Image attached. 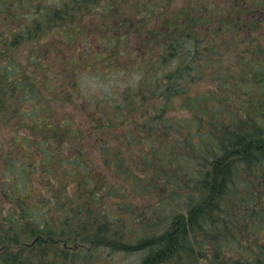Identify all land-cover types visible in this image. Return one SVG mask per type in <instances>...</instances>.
Returning a JSON list of instances; mask_svg holds the SVG:
<instances>
[{
  "label": "trees",
  "instance_id": "16d2710c",
  "mask_svg": "<svg viewBox=\"0 0 264 264\" xmlns=\"http://www.w3.org/2000/svg\"><path fill=\"white\" fill-rule=\"evenodd\" d=\"M117 1L63 0L45 5L44 0H0L1 8L6 7L9 14L3 16L0 11L3 16L0 25H5L0 33V251H11L14 246L18 250L19 245L20 249L32 246L36 257L32 263L27 261L29 264H84L96 257L94 252L55 248L56 244L63 242L65 246L80 239V243L109 250V254L144 251L140 264H264V62L243 72L238 84L250 95L258 83L263 96L259 103L252 105L251 101L239 106L241 103L229 102L228 95L220 90L214 95L194 94L191 85L207 72L200 68L201 62L211 63L210 68L220 66L224 60L209 54L217 51L212 45L213 38L209 37L213 30L219 31L212 26L213 19L191 17L187 13L189 24L184 27L196 24L199 27L189 32L179 28L180 16L174 20L167 18V36L159 41L158 57L154 58L152 44L143 42L140 35L135 36L138 43L134 47L125 30L119 29L114 35L107 30L104 20L110 15L118 17ZM236 1L242 7L245 0ZM246 2L256 10L255 3ZM24 10L32 12L33 17L27 19ZM94 13L104 17L98 19L99 35L88 36V23L96 27L91 23ZM118 22L125 26L127 19ZM210 25L213 30L205 34L204 29L209 30ZM232 25L227 23L225 28L236 30L241 38H222L225 47L218 50H228L226 41L231 39L233 44L245 42L247 51L248 44L243 38L246 27L239 18ZM142 29L148 35L146 24L136 34ZM262 39L254 37L250 43H262ZM140 44L147 46L142 48ZM88 47L97 51L89 52ZM235 67L218 72L233 73ZM94 68L98 72L104 69L105 74L123 72L132 75L133 80L129 83L126 79L121 87L115 84L109 91L103 90L105 94L97 92L102 90L99 86L87 89L91 91L88 98L73 94L79 91V86L77 79H72V72L81 74ZM214 76L220 82H228L227 75ZM147 85V93L141 95V87ZM95 94L105 98L104 101L90 104ZM145 101L150 102L151 113L140 108ZM75 108H81V112L98 109L92 125L101 123L104 129V125L118 129L111 131V138L121 134L129 143L139 138L138 133L148 141L158 137V145L150 146V158L141 151L142 168L151 171L155 180L180 190L179 194L174 190L178 201L171 198L182 213L171 211L164 215L160 203L151 210L148 205L138 210L124 188L94 192L89 178L91 164L80 158L82 149L75 148L77 151L70 159L58 155L61 148L71 146L74 138L80 137L79 144L84 140V132L78 134L76 127L71 126L84 117L76 116ZM174 109L175 117L168 115ZM183 110L192 116H181ZM85 118L86 121L79 122L80 127L88 125V116ZM211 120L215 124L209 130L206 123ZM102 128L100 133L106 134ZM92 131L87 135H93ZM2 132L6 133L3 137ZM102 153L112 159L113 173L120 175L116 177L129 185L133 193L142 195L148 191L141 184L145 170L137 173L132 163L128 164L118 153L113 156L106 146ZM36 163L42 169L35 186ZM67 164L71 167L62 169ZM57 175L79 180L76 182L79 191L85 184L81 204L73 203L66 196L68 192L59 189L56 195H43L52 193L47 186L52 185ZM150 181L147 184H152ZM107 197L115 201L113 209L105 211L102 220H93ZM112 213L117 221L129 220L115 223L108 217L104 219ZM160 219L167 225L162 226ZM127 229L132 238L125 234ZM14 255L7 253L0 257V264H8Z\"/></svg>",
  "mask_w": 264,
  "mask_h": 264
},
{
  "label": "rangeland",
  "instance_id": "374dc122",
  "mask_svg": "<svg viewBox=\"0 0 264 264\" xmlns=\"http://www.w3.org/2000/svg\"><path fill=\"white\" fill-rule=\"evenodd\" d=\"M44 1L45 2L43 3L45 5H53L63 0H44ZM249 1H251V3H255L256 10H253V8L250 7V4L247 3L246 0L242 1L243 2L242 7H240L239 4L235 3L237 2L236 0H119L117 1L120 6L119 8H117L119 20L116 19L118 17L115 18L114 16L110 15L108 18H106V20H104V24L106 25L107 30L109 29L113 35H114V32L125 30L127 37L130 39L129 43L132 44V46L134 47H136L138 43L136 40H134V38L136 35H140V38L143 42L149 41L148 43L152 44V47H153L152 51L154 52L152 53V57L156 58L158 57L156 52L160 46L159 41H161L162 38H166L167 36L166 34L167 33L166 32L167 18L173 17L172 20H174L177 16H180V19H179L180 27L179 28L183 30L185 29L186 31H189V32L193 30L197 31L199 30V27L197 24L184 27L185 25L189 24V20L186 19L187 13H190L189 16L191 17H196V15H201L202 19H213L214 25L212 26H215L216 29L219 31L215 32V30L211 28V25H210L209 30L204 29L205 34H208L210 30H213L211 34L209 35V37L213 38L212 45L216 47L215 49L217 51H213L209 54L212 56L217 55L219 59L224 58V60L223 61L220 60L221 61L220 66H211L210 68L208 66L211 63H205L204 61L201 62L200 68L207 70V72L202 76L201 80L191 85L193 93L194 94H197V93L204 94L206 92H209L210 94L214 95L220 90V91H224V93L228 95L229 102L231 103L236 104L239 102L241 103V105L239 104L237 105L242 106V105L249 104L248 102L252 101V105H253L254 103H256V101L258 102L262 96L260 95L258 91V87H257L258 83L255 85L256 87L255 90H253L250 93V95L245 93L248 90H243L242 88H240L241 85L239 87L238 84L241 82L240 79L243 78L241 77L243 72H245L248 69L251 70V68L254 65L264 62V0H249ZM235 4L237 5L238 8L235 6ZM244 4L246 5L245 6L246 9L242 11L245 8ZM0 11H2L5 14L3 16L9 15L8 11L6 10V7L1 8V5H0ZM24 14L28 17L27 19L33 17L32 12L27 13V11L24 10ZM93 15L94 17L91 18L92 19L91 23L96 24V27L94 28L93 27L94 25H91L90 23H88L89 25L88 36L97 35V34L99 35V33L97 32V29L99 26L98 19L103 20V17H104L102 16L101 13H94ZM3 16L0 14V22L3 21ZM247 17L249 18L248 20L249 22L246 20ZM123 18H126L127 24H130V25H127L125 23V26H120L118 21L122 20ZM237 18H239L240 22H243V26L246 27L247 29V33H245L243 36V38H245L248 44L247 51L244 48L245 42H243L242 44L241 42H235L233 44V40H231L233 39V37L241 38L240 35H237L236 30L229 31V29L225 28L227 23H230L231 25L233 24L234 21L236 23ZM108 19L110 20L108 21ZM258 20L260 21L259 23L257 22ZM254 21L257 23L256 25H254L253 23ZM144 24L148 26V35L145 33L143 29L138 34H136L137 29L140 28ZM251 24H253L255 27H252ZM4 26L3 24L0 25V33L4 31L5 29ZM115 26L116 28H118V31L116 30ZM164 34H165V37H162V35ZM200 35L202 36V32L200 33ZM143 36H145V38H143ZM254 37L263 38L261 40L262 43L260 42L250 43ZM222 38H231L226 41V46L228 47V50L226 51L218 50L219 47L221 49L225 47V44H223V41L221 40ZM77 41H80V38L77 37ZM237 43H240V46ZM90 46H93L92 43H90ZM140 46L142 48H146L147 45L140 44ZM209 46L211 47L210 44ZM88 48H89L88 49L89 52H91L92 49H94V52L97 51L95 48H92V47H88ZM137 49L138 48H134V50H137ZM80 50L82 51V48ZM80 50L78 49L77 51L80 52ZM218 51L220 52L221 56L218 54ZM137 54L138 56H141L140 53H137ZM148 54H151V53H148ZM154 58L152 61H154ZM239 58H242L241 62H242L243 69L240 66L241 62H237ZM90 64H93V62H91ZM234 66H236L235 67L236 71L237 70L238 71L241 70V71L240 72L235 71L233 73L218 72L220 69H224L225 67L232 68ZM102 67L103 66L101 65V68ZM85 72L84 73L82 72L81 74L72 72V79L74 80L77 79L78 86H79V91H75L73 94H76V93L79 95L83 94L87 98L89 97V93H91V91L89 92L87 89L89 90L90 88L95 89L96 87L99 86V88L101 87L102 90L98 89L97 92L105 94L104 91L106 90L109 91L110 88L114 86L115 84H117V87H121L125 85L126 79L129 83L133 80V78L130 77L132 75H123L122 74L123 72L116 73V74H111L108 72L109 74H105L104 69L103 71L98 72L97 68H94L93 71H88V72L85 71ZM215 74L219 77H224V75H227L226 79L228 80V82L225 83L222 80L221 82L218 81L219 79L215 78L214 76ZM218 86L222 89H218L217 88ZM148 88H149V85L142 86L141 95H144L145 93H147ZM227 88H229V90H227ZM93 98L94 100L91 101L90 104H92V102L96 104L98 102L104 101L102 99H105L96 94L94 95ZM149 103L150 102L147 103L146 101L140 103L141 104L140 108L143 110V112L149 111L151 113L152 107L149 106ZM229 106L231 108H234V110H236V106H233V105H229ZM100 108H103V107H100ZM81 110H82L81 108H75L74 112H77L75 113V115L84 116V117L78 119L75 122V124H72L71 126H74V128L76 127L75 130L78 132V134L79 132H84L83 133L84 140H82L81 144H79L78 141L80 140V137L78 136L77 138H74V140L71 141V146L67 149L61 148L58 152V155L63 158L70 159L73 157V153L77 151L75 150V148L80 147L82 149L83 156H80V158L82 159V161L84 159L87 162H90L91 164L89 178L92 181L90 185H92L93 187L92 189H94V192L98 191V193H102V192L106 193V191L109 188H113L114 191H120L122 190V188H124V190L130 196L132 203L134 205V208L138 210L144 209L145 205H148V210H151L155 208L157 203H160L164 206V209L162 211L164 215H168L171 211H173L174 213L178 211L179 213H182L181 208L176 206L175 205L176 202H173L172 200V198H175V200L178 201V199L174 196V190L176 192L175 194H179L180 190L178 191V189L175 186L174 187L170 186L169 183H164V182L155 180L151 175V171H146L144 168H142L143 153L145 154L144 156H147L148 158H150V151H149L150 146L158 145L156 143L157 141L156 139L158 137H153L151 140L148 141L145 136L138 133L139 138H137L136 141H132V142L129 141V143L127 142L125 138L121 136V134H118V137L111 138L109 137L111 131L114 132V131H117L118 129L111 130L112 128L111 125H108L109 127L104 125L105 127L104 129L102 128L103 126L101 123H97V124L95 123L96 125L94 126L92 125L94 123H92L91 120L93 118L96 120V118L93 117V115L96 114L98 109L94 108L90 112L88 111L81 112ZM236 111L239 112L240 109L238 108V110ZM176 113L177 111L176 109H174V110H171L168 113V115L175 117ZM106 115H108V113H106ZM86 116H88V122H87L88 125L86 124L85 126L80 127L79 122L86 121V118H85ZM181 116L190 117L192 115L186 112L185 110H183L181 113ZM197 121L200 122L199 116H197ZM212 122L213 121L211 120V122L206 123V126L207 128H209V130L212 128L211 125L215 124ZM97 126L98 128H96ZM101 128L102 130H104L106 134H103V132L100 133ZM105 130H108V131H105ZM89 131L94 132V134L87 135ZM120 131H122V129ZM4 134L6 133L2 132L1 136L3 137ZM6 136H9V134H7ZM105 146L109 150V152L110 151L112 152L113 156L116 155L115 153H118L122 155L123 157H125L128 164L132 163L131 164L132 169L135 170L137 173H139L138 171H143V170L146 171L145 176L143 178L144 181L141 183L143 186L146 185L148 187V191H145V194L143 193L142 195H137L133 193L129 185L127 186L125 183L121 181V179H118L116 177L120 175H116L113 173V169H111L113 167L111 165L112 159H109L106 153L105 154L102 153ZM37 162H41V161L37 160ZM108 162L110 164H108ZM54 163L56 164L57 162L54 161ZM36 164L37 165L34 168L35 171H34V176H33V183L38 180V175L42 169V165L38 163ZM61 167L62 169L66 170V168L71 167V164H67L66 166H61ZM58 175H57L56 180L55 179L52 180V185L47 186L49 187L48 190L51 189L52 193L43 192V195H46V196L49 194L56 195L57 191L60 190L62 193H66V194L68 192L66 196H70L72 198L73 203H75L76 205L81 204L85 197L84 190H83V186L85 184L80 186V191H79L77 188V183H76V182H79V180L72 181L68 178L66 179L58 178ZM1 177H2V173L0 175V180L2 179ZM149 180H151L150 182H152V184H147ZM1 181H0V184H1ZM63 184L67 185V187L66 188L62 187ZM35 186H36V182H35ZM61 187L62 189H60ZM183 191L190 192L189 189H185ZM37 192L39 195L40 194L39 191ZM170 193H171V196H170ZM32 195H34V193H32ZM114 203H115L114 200H111L109 197H107L101 203V210H99V214L97 216L96 215L93 216V220L95 219L96 221L102 220L103 213L105 211H108V212L111 211L113 209L112 205ZM50 207L52 211L55 210V206L52 202L50 204ZM181 207L183 208V206ZM140 216L142 217V215H139V217ZM107 217L109 220L112 219L116 221L115 223H123L129 220L125 218H120L117 221L116 214L114 213L107 215L106 217H104V219H107ZM160 220L162 221L161 222L162 226L164 224L167 225V223L163 219H160ZM143 221L148 222V220H146L145 218H143ZM128 230L129 229L125 230V234L128 237L132 238L133 235L131 234L132 236H130V233L127 232ZM112 231L113 230H111L109 234H111ZM80 241L81 240L79 239L74 244H65V246H64V243L61 241L62 243L56 244L55 248H58L59 250L63 248L66 250L71 249L73 251H76L79 249L81 252L86 253V254H89L90 252L91 253L94 252L96 257L93 259L84 261V264H140V259L144 254V251L109 254L108 253L109 250H105V249L102 250L103 248L101 247H98L96 249L94 248V246L88 247L84 243H80ZM15 247L16 246H14V248L11 251L1 250L0 257H3L7 253L9 254L13 253L15 255L12 261L9 262L8 264H29L27 263V261L32 263V261L36 257V253H34L36 249L31 250L32 246L30 248L25 249L24 247H22V249H20L21 246L19 245V249L16 250ZM51 247L52 245L49 246V248Z\"/></svg>",
  "mask_w": 264,
  "mask_h": 264
}]
</instances>
